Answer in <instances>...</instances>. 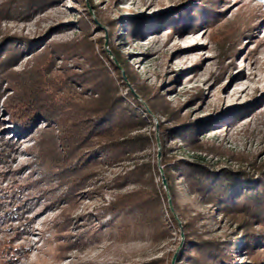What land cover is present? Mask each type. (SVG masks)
<instances>
[{
    "label": "rangeland",
    "instance_id": "obj_1",
    "mask_svg": "<svg viewBox=\"0 0 264 264\" xmlns=\"http://www.w3.org/2000/svg\"><path fill=\"white\" fill-rule=\"evenodd\" d=\"M6 1L0 0V7L7 6ZM55 1L27 19L17 12L6 16L0 10V38L16 34L34 39L60 24L46 37L45 45L62 44L77 39L80 28L76 22L83 17L89 21L92 39L102 37L107 48V22L110 19L119 22L113 45L136 71L140 83L156 89L182 117L197 120L221 114L199 136L200 140L219 146L216 153L192 151L174 134H166L161 137L168 156L204 162L214 169L236 168L237 157L254 158L257 164L264 162V0ZM198 3L207 8L211 15L209 22L181 29L194 19ZM182 5L187 6L185 10H181ZM137 22H141L138 32L132 29V24ZM95 49L99 52L98 45ZM107 53L112 56L110 50ZM32 57L24 56L13 70L31 65ZM64 64L80 70L79 65L71 61L64 63L58 56L52 66L54 73ZM110 72L114 73L111 69ZM126 83L120 87L122 95H127L132 87ZM2 99L0 264H137L162 256L163 264H175L183 244L184 217L172 206L167 182L166 189L162 183L165 195H162L160 219L170 233L151 231L144 224L134 222L131 215L111 222L112 214L105 211L117 196L137 187L122 177L145 161L156 165L153 180L160 189L159 183L165 177L160 165L157 123L158 119L165 123L168 120L161 114L150 113L143 128L151 138L149 147L113 163H101L77 197L76 206L65 213L63 208L67 204L56 197L58 186L53 192L43 190L48 183H56V179L50 176L46 181L48 174L35 154V139L38 130L46 126L45 121H40L37 129L17 134L2 111ZM137 108L145 113L144 103ZM177 182L179 205L204 209L188 194L184 179L178 178ZM78 215L82 217L76 220ZM65 217H69V230L64 233H71L70 238L75 242L68 250L59 246L66 239L59 236ZM226 225L224 220L217 225L209 219L207 233L218 235ZM238 260L243 259L239 256Z\"/></svg>",
    "mask_w": 264,
    "mask_h": 264
},
{
    "label": "trees",
    "instance_id": "obj_2",
    "mask_svg": "<svg viewBox=\"0 0 264 264\" xmlns=\"http://www.w3.org/2000/svg\"><path fill=\"white\" fill-rule=\"evenodd\" d=\"M54 2L8 0L7 6H1L0 10L6 16L17 12L27 19ZM186 7L182 5L181 10ZM196 8L194 19L181 29L209 22L211 15L207 8L199 3ZM88 22L80 17L76 22L80 28L77 39L62 44L45 45L46 37L60 24L34 39L16 34L0 38V99L3 98L2 111L8 116L11 130L24 134L37 129L40 121L46 123L38 130L34 149L44 173L48 174L46 181L53 176L56 183H48L43 190L53 192L58 186L56 197L67 204L63 208L67 213L76 206L77 197L101 163H113L149 147L151 138L143 128L148 124L150 113L161 114L168 121L158 119L157 123L160 165L172 206L184 217L183 244L175 264H264V162L257 164L254 158L240 160L241 157H237L236 168L218 166L214 169L204 162L168 156L162 142L166 134H174L192 151L216 153L220 147L200 140L199 136L221 114L197 120L179 115V110L171 108L156 89L138 81L136 71L114 47L112 38L119 22L111 19L107 22V48L102 37L92 39ZM140 27L141 22L132 24L136 32ZM40 45L44 46L39 52ZM29 54L33 56L31 65L14 71V66ZM58 56L64 63L71 61L79 65L80 70L64 64L54 73L52 66ZM126 82L132 87L127 95H122L120 87L126 86ZM142 103L146 106L144 114L137 108ZM154 171H157L156 165L145 161L122 177L123 181H132L137 187L120 194L105 208L112 214L111 222L131 215L134 222L144 224L151 231L162 235L170 233L167 224L160 219L165 193L161 181L160 189L155 184ZM181 177L193 201L204 209H189L176 201L177 179ZM80 217L82 215L76 216V220ZM68 218L65 217V223L59 228V236L66 238L59 246L66 250L75 244L70 238L72 234L64 233L69 230ZM209 219L217 225L224 220L228 225L218 235L208 234L206 222ZM239 256L243 259L241 262ZM163 261L162 256L137 264H163Z\"/></svg>",
    "mask_w": 264,
    "mask_h": 264
},
{
    "label": "water",
    "instance_id": "obj_3",
    "mask_svg": "<svg viewBox=\"0 0 264 264\" xmlns=\"http://www.w3.org/2000/svg\"><path fill=\"white\" fill-rule=\"evenodd\" d=\"M156 140H157V142H158V139L156 138ZM159 157V154H157V158ZM160 172L162 173V170L160 169ZM162 183H163V186H164V188L166 189V180L163 178V176H162ZM172 264H173V262H172Z\"/></svg>",
    "mask_w": 264,
    "mask_h": 264
}]
</instances>
